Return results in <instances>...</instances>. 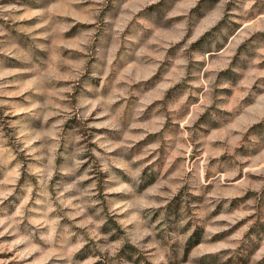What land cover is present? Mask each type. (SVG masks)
<instances>
[{"label":"rangeland","instance_id":"obj_1","mask_svg":"<svg viewBox=\"0 0 264 264\" xmlns=\"http://www.w3.org/2000/svg\"><path fill=\"white\" fill-rule=\"evenodd\" d=\"M0 264H264V0H0Z\"/></svg>","mask_w":264,"mask_h":264}]
</instances>
